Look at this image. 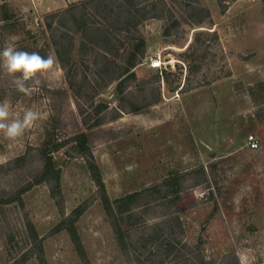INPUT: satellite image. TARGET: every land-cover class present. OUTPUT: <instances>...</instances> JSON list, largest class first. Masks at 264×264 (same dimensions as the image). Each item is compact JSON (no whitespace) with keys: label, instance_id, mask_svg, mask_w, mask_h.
Wrapping results in <instances>:
<instances>
[{"label":"rangeland","instance_id":"obj_1","mask_svg":"<svg viewBox=\"0 0 264 264\" xmlns=\"http://www.w3.org/2000/svg\"><path fill=\"white\" fill-rule=\"evenodd\" d=\"M81 1L0 0V48L14 35L19 49L56 60L45 86L30 97L0 74V101L9 99L15 115L31 107L44 117L14 142L0 135V264H155L156 254L153 263L140 243L147 236L135 230L157 232L158 254L175 241L173 256H190L185 241L212 264L232 262L233 254L241 264H264V0H198L211 14L201 25H194L201 14L192 16L188 7L194 0H165L172 14L142 23L146 54L130 76L115 81L99 73L106 67L100 50L83 47L80 34L67 66L46 40V17ZM214 31L217 40L208 33ZM198 32L202 42L188 50ZM155 57L167 67L152 68ZM82 133L111 201L171 176L179 181L170 212L169 199L164 206L146 194L137 209L141 227L125 216L139 250L118 243L87 156L74 149ZM252 134L260 141L256 150L247 145ZM46 142L65 144L53 152L59 199L46 182L30 186L44 168ZM79 207L75 226L86 260L66 220Z\"/></svg>","mask_w":264,"mask_h":264},{"label":"trees","instance_id":"obj_2","mask_svg":"<svg viewBox=\"0 0 264 264\" xmlns=\"http://www.w3.org/2000/svg\"><path fill=\"white\" fill-rule=\"evenodd\" d=\"M156 1H159L160 3L157 4L155 0H83L79 3L70 5L65 10L49 14L46 17V31L44 34L47 36L46 40H49L51 43L59 61L64 66H67V64L72 61L76 39L75 35L80 34L83 47L91 49L92 51H96V49L100 50V55H102L101 57L104 63H106V67L100 69L99 73L102 70L105 74L107 73L106 75H108L110 81H115L116 78H120L121 74L130 76V71L138 65L140 57H144L146 54L145 40L141 35H138L140 33L139 27L142 23L149 19H161L166 15V12H169L170 15L172 14L168 9L165 0ZM188 7L192 12V16H199V14H201V17L196 20L194 25H201L211 17L208 8L200 5L198 0H194V3H190ZM223 10L225 11L226 8ZM174 24L179 25L177 21ZM169 31L170 30L167 29L168 34ZM133 32H136L138 36L133 34ZM124 33L127 34L126 38L130 42L128 47H124V40L122 37L120 38ZM208 33H212L211 35L214 40L219 38L218 33L215 31ZM203 34V32H198L195 36V42H191L187 49L190 50L193 48L194 43L202 42L201 36ZM122 49H124L123 53H121ZM117 58L123 59L126 65L120 67L117 60H115ZM118 70H120L119 75L117 74ZM163 72L166 74L165 81H167L169 73L167 70H164ZM76 142L77 146H75L74 149L78 153L87 156L88 166L92 172L93 180L95 181L98 190L101 192L102 202L110 220L112 221L113 229L121 248L125 251H128L130 247L135 249L134 251H136V249L139 250L137 243L141 241L140 243L144 250L143 253L148 254L149 258L155 254L156 256L163 257V260H160L159 264H166L164 262V257H167L168 250L165 254H158L157 251H159L161 246H158L159 248L157 250L152 248L154 245L156 246L158 244L157 240L160 238V236L156 234L157 232L154 233V235H151L143 230H135L136 233L141 232L147 236V238L142 237L140 241L135 243L132 239L135 234L134 230L124 229V222L125 216H127L130 220V226L141 227L142 221H140V218H142V216L138 218L139 216L138 213H136V210L144 206V204H141V201L145 198V195L147 194L149 197H152L150 202L161 201L160 203H163L162 205L165 206L168 202V197L172 193L180 191L178 179L175 176H171L163 183L158 184L153 188L128 194L111 201L107 195L106 187L99 167L95 162L94 155L88 146V135L86 133L79 134ZM64 145L65 144L53 147L51 143H44L41 153L44 168L35 178V182L30 184V186H33L44 182L48 183L52 196L55 199L61 198L62 192L61 170L56 167L53 152L58 151L59 147H63ZM69 154L71 156L70 152ZM202 174L206 176L203 170ZM21 192H23V190H21ZM18 199L20 200V196ZM11 201L14 200L12 199ZM83 210L82 207L75 209L66 220L70 223L68 230L76 248L86 260V254L75 226V222L80 218ZM166 223L167 222H164V224ZM171 233L172 232L167 233V230L165 231L167 240L170 238V236L168 237L167 235H170ZM155 235L156 237H154ZM161 237L164 236L161 235ZM232 256V262L229 261L227 264H241L239 257L236 254H233ZM192 264L212 263L200 262Z\"/></svg>","mask_w":264,"mask_h":264},{"label":"clouds","instance_id":"obj_3","mask_svg":"<svg viewBox=\"0 0 264 264\" xmlns=\"http://www.w3.org/2000/svg\"><path fill=\"white\" fill-rule=\"evenodd\" d=\"M18 37L10 36L0 48V74L10 79L14 90L32 96L45 86L55 70L52 55L42 56L37 51H24L17 47ZM40 111L28 107L22 115H15L9 99L0 101V135L9 141L23 137L26 131L43 119Z\"/></svg>","mask_w":264,"mask_h":264},{"label":"crops","instance_id":"obj_4","mask_svg":"<svg viewBox=\"0 0 264 264\" xmlns=\"http://www.w3.org/2000/svg\"><path fill=\"white\" fill-rule=\"evenodd\" d=\"M66 2V1H65ZM135 68H133L131 71H130V74L131 73H133V70H134ZM250 149V148H249ZM152 188V187H151ZM141 192V191H140ZM178 192H180V191H178ZM177 193V192H176ZM175 194V193H174ZM173 194H171L169 197H168V199H169V201H171L172 203L169 205V212H170V210L173 208V206H175V204L177 203V201L179 200V197H177L176 196V198L174 197V196H172ZM177 195V194H176ZM171 199V200H170ZM136 213H138V211L136 210ZM164 224V223H163ZM159 224H157L156 226H158ZM165 225H167L166 226V228L163 230L164 232L167 230V233H169V232H173V226H171L170 225V223H168V221H167V223L165 224ZM177 245L178 244H176V242L174 241L173 242V244L170 246V249H168V251H167V257L165 258L164 257V262L166 263V264H192V263H200V262H202V263H205V262H207V259L208 258H205V256H203V255H198V253H195V252H193V250L194 249H199L200 250V247L199 246H196V248H191L190 247V245L187 243V242H185V241H182L181 242V245H183L184 246V248L185 249H187L189 252H190V256L189 255H186L185 253L184 254H180V255H177V256H173L174 255V252L176 251V247H177ZM154 247H157V249L159 248L157 245L155 246H153L152 248L155 250L156 248H154ZM179 247H181V246H179ZM161 248V247H160ZM197 251V250H196ZM200 252V251H199ZM182 255V258H178V257H180ZM196 255V256H195ZM173 256V257H172ZM152 257H155V255L154 256H152ZM157 258V262L155 263V264H159V261L160 260H163V257H159V256H156ZM177 257V258H176ZM151 261H153V263H154V261H156V260H152L151 258H149ZM243 262V260H240V262ZM241 262V263H242Z\"/></svg>","mask_w":264,"mask_h":264},{"label":"built area","instance_id":"obj_5","mask_svg":"<svg viewBox=\"0 0 264 264\" xmlns=\"http://www.w3.org/2000/svg\"><path fill=\"white\" fill-rule=\"evenodd\" d=\"M167 63L162 62L160 57H155L152 61H151V67L154 69H159V68H163V67H167ZM247 145L251 150H256L260 147V141L258 140V138L255 135H250L247 138ZM196 196L199 198H204L205 194L204 193H196Z\"/></svg>","mask_w":264,"mask_h":264}]
</instances>
